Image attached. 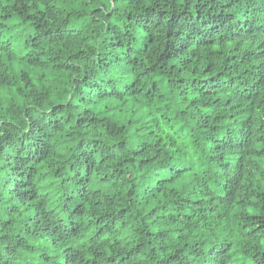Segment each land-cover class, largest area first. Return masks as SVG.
I'll return each instance as SVG.
<instances>
[{
  "label": "trees",
  "instance_id": "obj_1",
  "mask_svg": "<svg viewBox=\"0 0 264 264\" xmlns=\"http://www.w3.org/2000/svg\"><path fill=\"white\" fill-rule=\"evenodd\" d=\"M0 264H264V0H0Z\"/></svg>",
  "mask_w": 264,
  "mask_h": 264
}]
</instances>
